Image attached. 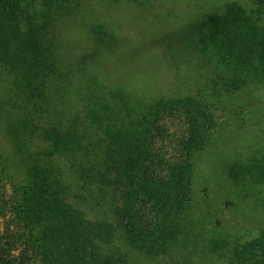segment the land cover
<instances>
[{
    "label": "trees",
    "instance_id": "16d2710c",
    "mask_svg": "<svg viewBox=\"0 0 264 264\" xmlns=\"http://www.w3.org/2000/svg\"><path fill=\"white\" fill-rule=\"evenodd\" d=\"M149 2L0 0V264H180L175 249L198 247L190 262L264 264V225L245 241L202 237L193 205L197 155L262 100L264 0L207 9L180 35L189 50L174 47L197 62L186 92L150 95L98 72L120 48L110 8ZM176 113L164 176L155 149ZM225 172L238 200L264 196V148Z\"/></svg>",
    "mask_w": 264,
    "mask_h": 264
},
{
    "label": "rangeland",
    "instance_id": "374dc122",
    "mask_svg": "<svg viewBox=\"0 0 264 264\" xmlns=\"http://www.w3.org/2000/svg\"><path fill=\"white\" fill-rule=\"evenodd\" d=\"M149 1L148 9L130 8L127 3L110 8V21L117 26L116 34H120V37L117 35L120 48L115 54L109 53L98 60L102 65L99 76L112 86L123 84L130 90L149 95L184 94L191 83L187 70L197 62H193L189 54L183 55L185 52L176 55L174 47L189 50L182 47L180 35L192 30L196 19L207 9L226 0ZM76 53L81 54V50ZM260 98L261 101H253L243 126L227 124L219 130L214 142L197 155L193 205L201 219L199 231L202 237L220 234V237L245 241L258 234L264 225V196L258 194L256 201L238 200L230 194V181L225 172V163L230 159L245 158L264 148V93ZM160 128L157 147L161 145V149H155L153 161L162 169H157L158 172L167 176L162 164L169 162L175 154L173 146L185 130L183 116L179 113L165 115ZM5 147L8 148V143ZM8 184L11 189L12 183ZM7 219L8 215H0V237ZM194 250L175 249L183 261L180 264H219L212 255L206 261L190 262L186 257Z\"/></svg>",
    "mask_w": 264,
    "mask_h": 264
}]
</instances>
